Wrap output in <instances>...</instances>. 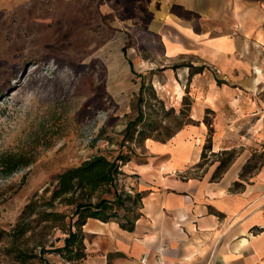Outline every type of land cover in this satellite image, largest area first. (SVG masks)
I'll return each mask as SVG.
<instances>
[{"label":"rangeland","instance_id":"obj_1","mask_svg":"<svg viewBox=\"0 0 264 264\" xmlns=\"http://www.w3.org/2000/svg\"><path fill=\"white\" fill-rule=\"evenodd\" d=\"M150 1L0 0V161L8 155L31 160L11 173L0 165V264H40V253L44 264L71 262L56 250L71 206L45 205L56 175L92 155H137L144 139L136 132L124 139V128L139 106L144 120L137 129L153 139L165 140L192 121V103L207 79L182 66L190 58L166 57L151 29ZM213 117L208 111L203 118L204 146ZM258 128L240 129L242 141L258 143L249 137ZM241 149L203 148L202 163L227 166ZM263 159L264 151L252 153L244 180ZM52 210L64 220L50 216Z\"/></svg>","mask_w":264,"mask_h":264},{"label":"crops","instance_id":"obj_2","mask_svg":"<svg viewBox=\"0 0 264 264\" xmlns=\"http://www.w3.org/2000/svg\"><path fill=\"white\" fill-rule=\"evenodd\" d=\"M148 9L166 57L202 65L193 77L208 85L191 122L165 140L144 139L121 167L125 189L141 194L134 228L87 218L76 264H264V159L241 176L264 151V0H151ZM208 111V151L242 146L216 177L220 161L202 163ZM258 125L249 136L258 143L242 141L240 129Z\"/></svg>","mask_w":264,"mask_h":264},{"label":"trees","instance_id":"obj_3","mask_svg":"<svg viewBox=\"0 0 264 264\" xmlns=\"http://www.w3.org/2000/svg\"><path fill=\"white\" fill-rule=\"evenodd\" d=\"M182 66L191 69L192 73L200 72L203 69L202 65L194 66L192 63L182 64ZM138 100L140 102L143 100L141 94L138 95ZM143 116L144 112L139 106L136 117L129 120L124 128V139L133 140L135 132L140 139L149 137L145 135L143 127L137 129V125L144 120ZM206 147L210 148V140L204 149ZM203 154L202 152V157ZM130 158L129 155L121 152L113 159L103 154L92 155L78 165L68 167L56 175L55 185L49 198L45 201V205L53 207L54 201L60 200L65 205L71 206L69 223L65 227L64 244L62 247L56 248L57 252L71 261L69 264H76L86 256L82 226L87 218H96L101 221L118 219L122 228L126 230L134 228L138 217V204L141 194L127 191L124 184L120 182L123 176L121 165ZM30 162L31 160L24 156L8 155L1 159L0 165L6 173H11L20 167L27 166ZM225 164L224 161H220L212 177H216L218 171ZM235 184L239 183L236 182ZM34 204V202L28 203L24 213L31 212ZM48 214L54 219L64 220L65 218L63 213L56 210L49 211ZM19 253L27 256L26 252ZM39 259L40 264H44L42 253L39 254Z\"/></svg>","mask_w":264,"mask_h":264},{"label":"built area","instance_id":"obj_4","mask_svg":"<svg viewBox=\"0 0 264 264\" xmlns=\"http://www.w3.org/2000/svg\"><path fill=\"white\" fill-rule=\"evenodd\" d=\"M145 258H143L142 260H144ZM158 260L161 262V257H158Z\"/></svg>","mask_w":264,"mask_h":264}]
</instances>
